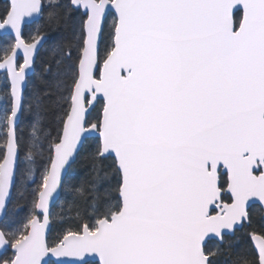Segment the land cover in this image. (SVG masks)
<instances>
[{
    "label": "snow or ice",
    "instance_id": "1",
    "mask_svg": "<svg viewBox=\"0 0 264 264\" xmlns=\"http://www.w3.org/2000/svg\"><path fill=\"white\" fill-rule=\"evenodd\" d=\"M0 264H264V0H3Z\"/></svg>",
    "mask_w": 264,
    "mask_h": 264
},
{
    "label": "trees",
    "instance_id": "2",
    "mask_svg": "<svg viewBox=\"0 0 264 264\" xmlns=\"http://www.w3.org/2000/svg\"><path fill=\"white\" fill-rule=\"evenodd\" d=\"M3 2H2V0H0V4H2ZM47 48H48V46L47 45H45V49L43 50V52L41 53V58H46V56H47ZM71 198L69 197V200H70ZM54 211H60V209H59V207H57L56 209H54ZM65 211H67V204H65ZM56 235V231H54L53 233H52V236H55Z\"/></svg>",
    "mask_w": 264,
    "mask_h": 264
},
{
    "label": "flooded vegetation",
    "instance_id": "3",
    "mask_svg": "<svg viewBox=\"0 0 264 264\" xmlns=\"http://www.w3.org/2000/svg\"><path fill=\"white\" fill-rule=\"evenodd\" d=\"M3 2V1H2ZM43 52V50L41 51V53Z\"/></svg>",
    "mask_w": 264,
    "mask_h": 264
},
{
    "label": "water",
    "instance_id": "4",
    "mask_svg": "<svg viewBox=\"0 0 264 264\" xmlns=\"http://www.w3.org/2000/svg\"><path fill=\"white\" fill-rule=\"evenodd\" d=\"M3 1V0H2Z\"/></svg>",
    "mask_w": 264,
    "mask_h": 264
}]
</instances>
